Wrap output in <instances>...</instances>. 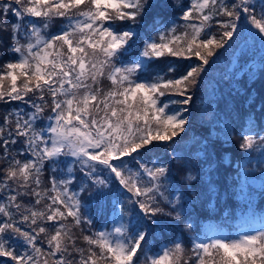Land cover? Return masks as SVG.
<instances>
[{
	"label": "snow or ice",
	"instance_id": "obj_1",
	"mask_svg": "<svg viewBox=\"0 0 264 264\" xmlns=\"http://www.w3.org/2000/svg\"><path fill=\"white\" fill-rule=\"evenodd\" d=\"M173 4L184 23L154 18L139 55L124 61L156 0H0V34H9L15 54L0 66V102L23 105L0 118V257L14 264H264V218L233 238H198L190 256L178 240L151 255L142 247L154 226H165L158 218L182 215L180 196L168 195L169 167L145 162L144 152L186 132L201 74L239 35L242 19L264 39V9L257 16L252 0ZM57 19L61 28L49 32ZM165 54L200 63L183 72L154 68ZM258 128L252 119L241 129L242 152L264 149ZM185 171L190 185L197 177ZM109 205L114 226L100 229L91 209Z\"/></svg>",
	"mask_w": 264,
	"mask_h": 264
},
{
	"label": "trees",
	"instance_id": "obj_2",
	"mask_svg": "<svg viewBox=\"0 0 264 264\" xmlns=\"http://www.w3.org/2000/svg\"><path fill=\"white\" fill-rule=\"evenodd\" d=\"M181 3L187 5L189 0H181ZM156 5L148 13L145 24L137 29L139 37L134 38L136 43L130 53L123 58L124 61H131L139 55L144 39L152 34L154 18H158V22L162 21L166 25L184 23L179 20L180 10L174 6L173 0H156ZM262 5H258V11L254 8L257 16L261 14L259 10L264 9V4ZM8 20L12 21L14 17L9 15ZM62 24L63 21L54 20L49 32L58 31ZM117 27L122 25L117 22ZM182 31L184 29L178 27V32ZM238 32L237 39L230 41L225 48L217 50V55L210 58L206 72L201 74L199 89L195 93L194 102L189 106L187 115L190 123L186 126V132L170 145H156L152 151H145L142 157L145 162L155 160L169 167L168 195L170 199L176 195L180 196L179 208L182 213L179 222L158 218L166 221L165 226L162 228L154 226V231L146 237L147 243L142 244L149 255L171 241L178 240L184 244L185 255L190 256L193 242L198 238L204 240L208 237L212 227L228 234L235 232L239 212L252 209L253 212L264 216V172L258 183L249 187V200L246 201L239 196L237 177L239 170L235 166L237 162L247 157L252 163L256 156L264 154V149L261 148H254L248 152L239 149L241 142L239 133L250 120L256 121L258 131H264V111L260 108L261 101H264V69L261 68L264 39L256 36L257 34L245 22H239ZM242 41L248 44L246 49L244 47L241 49ZM8 45L9 34H0V66L15 59V54L8 51ZM198 63L200 62L195 57L184 59L167 54L151 62L154 68H166L171 64L180 72ZM152 74L146 71L143 76L150 79ZM103 84L106 89L110 87L107 80ZM162 99L167 101L179 97L165 96ZM18 106L23 107L19 102L10 105L0 102V118L9 108ZM181 107L183 106H172L174 109ZM48 114L45 112V116ZM176 154L182 159L176 160ZM185 166L197 177L190 185L184 179ZM0 167H4L3 161H0ZM47 175L45 173L44 176L46 185ZM196 193H199L198 197ZM82 197L87 200V193L82 194ZM103 206L102 204L101 207ZM91 211L96 227L110 229L114 226L115 214L111 212L110 205L106 212L98 213L95 208ZM185 224H190L191 228H186ZM21 227L26 228V225ZM11 244L22 250L16 240H12ZM138 256L144 259L143 254L138 253ZM0 264L14 262L7 257H0Z\"/></svg>",
	"mask_w": 264,
	"mask_h": 264
},
{
	"label": "rangeland",
	"instance_id": "obj_3",
	"mask_svg": "<svg viewBox=\"0 0 264 264\" xmlns=\"http://www.w3.org/2000/svg\"><path fill=\"white\" fill-rule=\"evenodd\" d=\"M252 2L254 4V8L257 11H258V5L264 4V0H252ZM260 8H261V6H260ZM261 10H262V8H261ZM261 10H259V11L261 12ZM243 22L248 24L249 28L251 30H253L254 33L257 34V32H256L257 30L253 29L248 22H246L242 19L240 23H243ZM256 36H258V34ZM236 39H237V36H236V38H234V40H236ZM247 46H248V44H246L245 41H242L241 49L243 47L246 49ZM256 48L258 49V45L256 46ZM263 172H264V154L259 155L258 157L256 156L252 163H251V160L248 161V163L245 165V167L241 173V175H242V180H241L242 186H240V187H241V194L242 195L247 196L249 194V192H248L249 187L251 185H254L255 183L256 184L258 183V180L261 178V175ZM258 227L259 226H254L253 228H250V229H248V228L244 229V227H242L241 230L239 231V234L242 233L243 231H250V230L256 229ZM212 236H224V237H228V238H233V237H230V235L224 234L223 232L214 233Z\"/></svg>",
	"mask_w": 264,
	"mask_h": 264
}]
</instances>
